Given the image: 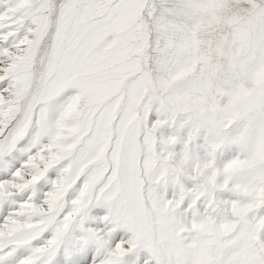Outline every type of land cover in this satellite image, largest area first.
<instances>
[{
  "label": "snow or ice",
  "instance_id": "6c2138e0",
  "mask_svg": "<svg viewBox=\"0 0 264 264\" xmlns=\"http://www.w3.org/2000/svg\"><path fill=\"white\" fill-rule=\"evenodd\" d=\"M0 264H264V0H0Z\"/></svg>",
  "mask_w": 264,
  "mask_h": 264
}]
</instances>
